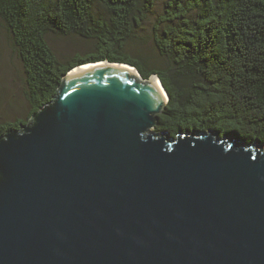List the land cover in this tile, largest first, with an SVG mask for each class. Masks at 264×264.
<instances>
[{"label":"water","instance_id":"obj_1","mask_svg":"<svg viewBox=\"0 0 264 264\" xmlns=\"http://www.w3.org/2000/svg\"><path fill=\"white\" fill-rule=\"evenodd\" d=\"M86 64L0 135V264H264V145L156 133V75Z\"/></svg>","mask_w":264,"mask_h":264},{"label":"trees","instance_id":"obj_2","mask_svg":"<svg viewBox=\"0 0 264 264\" xmlns=\"http://www.w3.org/2000/svg\"><path fill=\"white\" fill-rule=\"evenodd\" d=\"M158 0H0V24L21 62L25 125L52 101L62 78L82 64L133 66L156 75L168 102L154 131L175 138L214 132L264 145V0H167L151 40L158 63L130 52ZM92 42V52L60 60L48 38Z\"/></svg>","mask_w":264,"mask_h":264},{"label":"rangeland","instance_id":"obj_3","mask_svg":"<svg viewBox=\"0 0 264 264\" xmlns=\"http://www.w3.org/2000/svg\"><path fill=\"white\" fill-rule=\"evenodd\" d=\"M167 0H158L152 13L143 24L137 40L129 44L134 57L142 56L150 63H158L151 40V28L155 17L162 12ZM48 43L60 60L74 55L83 56L92 52V42L76 37L50 36ZM24 74L21 62L16 56L6 31L0 24V124H13L17 120L25 121L28 105L24 95Z\"/></svg>","mask_w":264,"mask_h":264},{"label":"bare ground","instance_id":"obj_4","mask_svg":"<svg viewBox=\"0 0 264 264\" xmlns=\"http://www.w3.org/2000/svg\"><path fill=\"white\" fill-rule=\"evenodd\" d=\"M102 63H99V64H86V65H83V66H80V67H77L75 69H73L71 71V74H76V73H79V72H82V71H85V70H88V69H91L93 67H97L98 65H101ZM122 68L128 70L132 75H134L135 77L138 76V74L136 73V70L130 66H127V65H122ZM153 83L157 86V88L159 87L158 86V83L156 81H153ZM160 90V88H158ZM161 94H163L164 96V93H162V91H160Z\"/></svg>","mask_w":264,"mask_h":264}]
</instances>
